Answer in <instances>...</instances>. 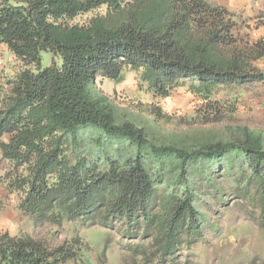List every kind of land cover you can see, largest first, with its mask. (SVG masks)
Masks as SVG:
<instances>
[{
	"label": "trees",
	"instance_id": "1",
	"mask_svg": "<svg viewBox=\"0 0 264 264\" xmlns=\"http://www.w3.org/2000/svg\"><path fill=\"white\" fill-rule=\"evenodd\" d=\"M250 30L213 0H0V45L20 64L0 74V186L36 223L124 224L161 264L203 237L196 203L226 180L236 198L254 194L264 226V132L185 127L233 116L219 87L264 81V35ZM127 72L155 98L185 87L200 107L182 129L159 125V105L138 119L97 83ZM87 253L80 234L50 248L0 232V264H91Z\"/></svg>",
	"mask_w": 264,
	"mask_h": 264
},
{
	"label": "rangeland",
	"instance_id": "2",
	"mask_svg": "<svg viewBox=\"0 0 264 264\" xmlns=\"http://www.w3.org/2000/svg\"><path fill=\"white\" fill-rule=\"evenodd\" d=\"M213 1H223L231 8H236L232 12L251 27V38L264 35V0ZM41 57L42 67L53 63L50 52H43ZM18 67L20 64L7 47L0 45V74L5 72L10 75ZM97 83L138 119L154 121L150 108L159 105L167 115L160 120L159 125L168 130L182 129L183 123L200 107L198 97L185 87L173 92L170 97L155 98L134 72H127L125 80L119 83L103 78H99ZM213 97L220 99L223 104H232L233 116H220L208 124L186 123V128H198L216 134L228 125L243 124L264 132V81L221 86ZM4 165L0 159V167ZM238 184L235 180H226L221 194L212 192L196 203L203 216L204 235L191 249L183 248L180 264H264L261 207L253 201L257 198L252 193L246 198H236ZM19 203L16 193H10L5 186H0V232L28 235L45 242L50 248L62 245L80 234L88 248L86 259L91 264H161L159 258L152 255L150 241L124 237V224L117 223L114 228L108 229L99 224L82 227L68 221L60 225L51 221L36 223L31 216L21 211ZM144 253L148 256L147 262L143 260Z\"/></svg>",
	"mask_w": 264,
	"mask_h": 264
},
{
	"label": "crops",
	"instance_id": "3",
	"mask_svg": "<svg viewBox=\"0 0 264 264\" xmlns=\"http://www.w3.org/2000/svg\"><path fill=\"white\" fill-rule=\"evenodd\" d=\"M218 3H220V4H222L223 6H225V7H227L229 10H231V11H236V8H231L230 6H229V4L228 3H226V2H223V1H219ZM250 5V4H249ZM251 7H253V5H250Z\"/></svg>",
	"mask_w": 264,
	"mask_h": 264
}]
</instances>
